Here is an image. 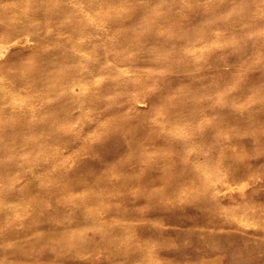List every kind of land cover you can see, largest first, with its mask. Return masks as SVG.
Wrapping results in <instances>:
<instances>
[{"label": "rangeland", "instance_id": "rangeland-1", "mask_svg": "<svg viewBox=\"0 0 264 264\" xmlns=\"http://www.w3.org/2000/svg\"><path fill=\"white\" fill-rule=\"evenodd\" d=\"M2 45L0 264H264V0H0Z\"/></svg>", "mask_w": 264, "mask_h": 264}, {"label": "bare ground", "instance_id": "bare-ground-1", "mask_svg": "<svg viewBox=\"0 0 264 264\" xmlns=\"http://www.w3.org/2000/svg\"><path fill=\"white\" fill-rule=\"evenodd\" d=\"M13 39V38H12ZM9 40V39H8ZM11 41V40H10ZM7 45H2L0 46V55L2 54V52L4 51V48H6ZM11 96V95H10Z\"/></svg>", "mask_w": 264, "mask_h": 264}]
</instances>
